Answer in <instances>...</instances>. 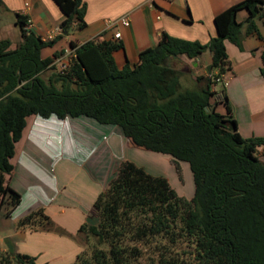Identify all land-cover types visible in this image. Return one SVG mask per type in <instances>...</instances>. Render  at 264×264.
<instances>
[{
    "label": "trees",
    "instance_id": "trees-1",
    "mask_svg": "<svg viewBox=\"0 0 264 264\" xmlns=\"http://www.w3.org/2000/svg\"><path fill=\"white\" fill-rule=\"evenodd\" d=\"M54 1L66 16L65 33L87 27L84 0ZM242 10L249 15L239 22ZM18 20L22 43L12 50L10 41H0V211L6 207L10 217L22 204L11 179L29 119L87 117L120 128L137 148L189 164L196 189L188 201L166 179L132 162L121 164L96 200L92 220L79 230L90 251L75 264H145V249L164 238L169 243L155 247L161 264H179L169 255L183 238L194 244L198 264H264V162L257 156L264 138L244 139L227 97L212 90L232 72L226 42L242 50L245 36L260 35L264 0H245L217 15V36L208 44L162 33L137 65L123 69L114 58L123 44L95 39L79 47L71 43L75 57L61 72L55 65L60 53L42 58L57 39L45 41L26 31L25 17ZM208 50L215 76L205 87L197 78L196 86L184 88L182 78L191 69L180 56L197 59ZM261 58L264 77V49ZM221 104L225 114L218 111ZM18 226L50 230L53 223L40 209ZM10 258L36 264L12 252L0 254V264Z\"/></svg>",
    "mask_w": 264,
    "mask_h": 264
},
{
    "label": "crops",
    "instance_id": "crops-1",
    "mask_svg": "<svg viewBox=\"0 0 264 264\" xmlns=\"http://www.w3.org/2000/svg\"><path fill=\"white\" fill-rule=\"evenodd\" d=\"M243 1L245 0H84L88 6L87 27L74 30L71 34L63 31L62 24L66 16L54 0H1L0 4L5 11L14 13L17 18L20 15L31 20V32H35L43 40L57 39L54 47L42 51L43 59L53 58L58 53L61 57L69 55L74 58L75 49L71 48V43L79 47L95 39L114 40L115 34L121 32L122 38L119 42L123 44V48L114 54V58L119 69H123L128 65L132 68L137 65L140 53L155 48L162 33L208 44L217 36L216 16ZM248 15L246 10H242L238 13L237 20L243 22ZM125 16L130 19L127 27L120 22ZM258 28L260 35L245 36L242 50L231 42H226L232 72L224 76L225 82L212 87L213 91L221 92L227 97L238 132L244 139L264 138V77L261 72L264 21H258ZM11 44L12 50L20 45ZM180 59L191 69L190 74L182 78V84L187 79V88L196 86L197 78H202L200 86L205 87L208 80L213 79L216 74L209 50L197 59H189L186 55H181ZM183 86L185 88V84ZM220 106L223 107L220 113L225 114V106ZM80 124L89 127L93 132L89 136V146L85 147L86 162L99 167L94 169L93 174L83 175L77 183L72 179L77 175L73 162L75 159L67 155L60 145L65 143L68 152V149L74 147L76 140L75 135H72L73 127ZM47 133L49 137L56 133L58 140L59 136L63 138V142L59 140L57 145L59 151L63 152H57L53 170L60 173L65 188L58 194H52V198L47 196L50 199L47 204L39 203L23 210L28 188L21 182L17 183L15 178L21 172L24 177L35 178L40 162L30 145L40 143L38 136L45 138L48 137ZM126 141L130 142L120 128L104 126L87 117L65 120L31 117L24 138L18 145L14 160L15 171L11 179V188L22 196V204L10 217L6 216V207L2 209L7 221L0 228V247L5 243L0 254L12 252L15 256L27 255L35 258L36 264H50L55 259L70 258L67 259L70 260L69 263L76 260L86 246L85 236L79 234V230L83 224L92 220L96 200L116 177L117 168L126 162L122 150L128 146ZM22 146L31 148L33 152L24 157L25 151H20ZM257 156L264 162V146L257 149ZM70 178L72 181H69ZM29 184L36 185L32 182ZM40 209L53 223L50 230L36 226H18L22 218ZM74 240L79 241L76 243Z\"/></svg>",
    "mask_w": 264,
    "mask_h": 264
},
{
    "label": "rangeland",
    "instance_id": "rangeland-1",
    "mask_svg": "<svg viewBox=\"0 0 264 264\" xmlns=\"http://www.w3.org/2000/svg\"><path fill=\"white\" fill-rule=\"evenodd\" d=\"M0 39L2 40H8L12 42L13 44H20L23 40L22 32L19 26V20L14 13H10L4 10L3 6L0 4ZM186 78L183 81V84H185L186 87ZM190 88V87H188ZM220 106V105H219ZM219 112L223 111V107L220 106ZM92 131L89 127L80 124V126H74L72 135L74 137L75 135V142L73 148L68 149L67 151L66 144H62L60 147H62L63 151L69 155L72 156L75 160L73 162L76 166V172L77 175L73 177L72 179L76 180L77 183L80 182V178L83 177V175L87 174H93L94 169L99 167L98 165L95 166L94 164H90V162H86V155L87 154L85 147L89 146V136H92ZM48 137L42 138L40 137V143L30 145L32 148H34L35 157L39 159L40 166H38V170L36 172L35 178H29L24 177L23 172L20 173V175L16 176V182L23 183V186H25L27 193L26 197V203L24 205V209L32 208L35 206V204H47L49 202V198H52V194H58L60 190H63L65 188L64 182L62 180V177L60 173L53 170L54 168V160L57 152H63L59 151L57 145L59 140L61 143L63 142V138L61 139L59 136V140L56 139L57 134H52L53 137H49V133L46 134ZM50 138L51 141H50ZM128 146L125 148H122L123 150V158L126 162H132L134 164H138L137 166L144 167L150 174L154 175V177L163 178L166 179L170 186L175 190L177 195L181 198H184L188 201H191L194 198L195 195V180L193 173L191 171V168L189 164L187 163H179L177 164L172 158L168 156H164L161 154H157L154 152H150L147 150H144L142 148H137L135 146H131V142H127ZM53 145H56L55 147ZM22 150L21 153L24 151V157H27V155L32 151L31 148H24V146L21 147ZM121 158V157H120ZM174 161V162H173ZM60 167V165L58 166ZM117 168V166H116ZM120 168V166H119ZM119 168L117 170L119 171ZM116 170V171H117ZM147 172V173H148ZM72 179L70 178L69 181ZM26 181V182H25ZM35 183L36 185H30L29 183ZM32 187L34 189H32ZM48 196V197H47ZM38 211V210H37ZM5 211H1L0 213V228L3 226L4 222L7 221V219H4ZM1 236V235H0ZM79 241V240H77ZM74 240V242L78 243ZM86 241V240H85ZM169 239H161L159 240L158 244L156 241L152 243V246L149 248H146V255L144 260L145 264H161L160 263V256L159 253L156 251V245L159 244H167L169 243ZM156 242V244H155ZM7 245V244H6ZM5 243H2L1 248H4ZM84 250L90 251L89 246L84 247ZM195 246L192 242H190L188 239L183 238L179 239L176 245L173 247L172 254L169 255V258L176 260L179 264H198L196 261V257L194 254ZM51 257L48 258L50 260ZM66 260H53L50 261V264H67L69 261ZM76 260L69 264H75ZM2 264H18L14 258H10L9 261H4Z\"/></svg>",
    "mask_w": 264,
    "mask_h": 264
},
{
    "label": "built area",
    "instance_id": "built-area-1",
    "mask_svg": "<svg viewBox=\"0 0 264 264\" xmlns=\"http://www.w3.org/2000/svg\"><path fill=\"white\" fill-rule=\"evenodd\" d=\"M120 22L126 27L130 25V19L128 16L123 17ZM31 27H32V21L27 20L26 25H25L26 31L31 32ZM121 38H122L121 32H117L114 36L113 41H119ZM72 61H73V58H71L69 55H66L65 57H61V58L57 59L55 61V65L57 66L59 71L64 72L70 67ZM216 81H217V83H221L222 81L225 82V77L222 76L221 78L217 79Z\"/></svg>",
    "mask_w": 264,
    "mask_h": 264
}]
</instances>
